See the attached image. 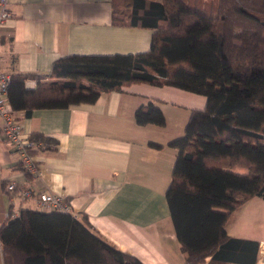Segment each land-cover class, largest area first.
Instances as JSON below:
<instances>
[{"label":"trees","instance_id":"obj_1","mask_svg":"<svg viewBox=\"0 0 264 264\" xmlns=\"http://www.w3.org/2000/svg\"><path fill=\"white\" fill-rule=\"evenodd\" d=\"M111 6L114 25L153 31L148 52L70 55L48 74L12 75L10 105L30 118L140 84L205 97L184 136L169 145L177 150L166 194L174 230L185 264H257L259 244L229 236L226 225L248 201L264 200V0H111ZM28 80L35 89L26 88ZM135 121L166 125L153 101ZM29 138L39 144L33 155L58 146L40 133ZM7 194L11 200L16 193ZM0 246L3 264H143L105 241L86 215L20 209L14 216L12 204Z\"/></svg>","mask_w":264,"mask_h":264},{"label":"crops","instance_id":"obj_2","mask_svg":"<svg viewBox=\"0 0 264 264\" xmlns=\"http://www.w3.org/2000/svg\"><path fill=\"white\" fill-rule=\"evenodd\" d=\"M8 2L11 17L0 38V71L10 76L48 74L56 60L70 55L150 49L153 31L114 25L111 0ZM36 86L35 80L26 82L27 89ZM151 101L164 114V127L136 123V111ZM205 106L203 96L140 84L102 92L90 105L36 110L30 118L16 112L26 136L40 133L58 146L36 152L40 173L26 176L19 154L0 130V226L12 202L16 211L40 210L36 199L8 198L6 187L15 182L64 197L71 214L86 215L105 241L143 264H185L166 201L177 158L169 145L184 136L191 112ZM226 230L231 237L257 242V264H264L263 199L253 198L234 211Z\"/></svg>","mask_w":264,"mask_h":264},{"label":"built area","instance_id":"obj_3","mask_svg":"<svg viewBox=\"0 0 264 264\" xmlns=\"http://www.w3.org/2000/svg\"><path fill=\"white\" fill-rule=\"evenodd\" d=\"M11 17L8 0H0V38L2 29L6 21ZM11 81L9 74L0 71V130L3 138L11 143L20 156V166L22 172L36 177L40 173V167L31 151L36 149L39 144L30 140L23 133V126L18 119L16 112L8 100V87ZM6 189L11 193H16L20 201L36 199L40 210L46 212L71 213L70 203L64 197L55 193H38L31 187H20L17 183L11 182ZM13 204V202H12ZM14 206V205H13ZM19 210H14V216L18 215Z\"/></svg>","mask_w":264,"mask_h":264},{"label":"rangeland","instance_id":"obj_4","mask_svg":"<svg viewBox=\"0 0 264 264\" xmlns=\"http://www.w3.org/2000/svg\"><path fill=\"white\" fill-rule=\"evenodd\" d=\"M239 172H242V173H243V172H244V170H243V169H239Z\"/></svg>","mask_w":264,"mask_h":264}]
</instances>
